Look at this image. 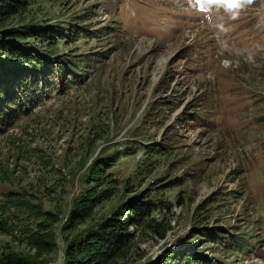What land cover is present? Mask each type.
<instances>
[{
    "label": "rangeland",
    "instance_id": "rangeland-1",
    "mask_svg": "<svg viewBox=\"0 0 264 264\" xmlns=\"http://www.w3.org/2000/svg\"><path fill=\"white\" fill-rule=\"evenodd\" d=\"M239 12L206 13L189 0H34L8 27L68 31L66 42L51 41L50 60H71L83 81L56 80L1 135L0 200L18 192L61 211L60 233L93 161L117 156L110 173L120 189L100 215L139 196L164 203L161 233L139 239L132 264L175 262L185 250L220 264H264V0ZM154 145L168 156L151 153ZM206 228L241 236L247 248L214 257ZM57 245L51 264H64L60 236ZM7 248L29 252L0 234V253Z\"/></svg>",
    "mask_w": 264,
    "mask_h": 264
},
{
    "label": "trees",
    "instance_id": "trees-1",
    "mask_svg": "<svg viewBox=\"0 0 264 264\" xmlns=\"http://www.w3.org/2000/svg\"><path fill=\"white\" fill-rule=\"evenodd\" d=\"M33 1L0 0V137L40 103L56 80L61 87H65L64 80L70 74L74 79L66 80L67 86L72 81H83L76 74L77 64L71 60L64 63L50 60L55 55L48 49L51 41L66 42L70 36L68 31L52 27L33 29L30 25L8 27L11 19L32 12ZM30 40L38 41L46 49L43 46L32 48ZM6 57L17 64L7 65L3 60ZM185 119L189 116L185 115ZM149 149L157 157L168 156L166 146L154 145ZM118 159L117 156L99 157L93 161L86 189L74 201L60 233L56 228L63 222L61 211L45 210L26 196L28 194H6L5 200H0V234L14 235L29 252L24 254L7 248L0 253V264H51L59 236L64 245V264H132L139 239L148 233H161L162 225L156 214L163 209L164 203L139 196L111 214L101 216L103 205L115 198L120 189V184L110 173ZM147 159V162H153L148 156ZM140 171H144L143 168ZM202 232L208 243L216 245L214 257L223 253L231 259L247 248L241 236H230L224 229L206 228ZM179 256L175 262L171 255L151 264H220L214 258H202L198 253L186 250Z\"/></svg>",
    "mask_w": 264,
    "mask_h": 264
},
{
    "label": "clouds",
    "instance_id": "clouds-1",
    "mask_svg": "<svg viewBox=\"0 0 264 264\" xmlns=\"http://www.w3.org/2000/svg\"><path fill=\"white\" fill-rule=\"evenodd\" d=\"M252 2L253 0H196L197 6L206 13H211L214 8L223 7L233 15V18L239 14L240 10Z\"/></svg>",
    "mask_w": 264,
    "mask_h": 264
}]
</instances>
